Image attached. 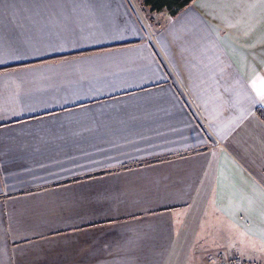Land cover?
Listing matches in <instances>:
<instances>
[{"label":"crops","instance_id":"obj_1","mask_svg":"<svg viewBox=\"0 0 264 264\" xmlns=\"http://www.w3.org/2000/svg\"><path fill=\"white\" fill-rule=\"evenodd\" d=\"M140 1L0 0V264L264 260V0Z\"/></svg>","mask_w":264,"mask_h":264},{"label":"trees","instance_id":"obj_2","mask_svg":"<svg viewBox=\"0 0 264 264\" xmlns=\"http://www.w3.org/2000/svg\"><path fill=\"white\" fill-rule=\"evenodd\" d=\"M195 0H144V4L153 11L168 9L172 15H176L179 10L191 5ZM258 114L264 119V108L257 109Z\"/></svg>","mask_w":264,"mask_h":264},{"label":"rangeland","instance_id":"obj_3","mask_svg":"<svg viewBox=\"0 0 264 264\" xmlns=\"http://www.w3.org/2000/svg\"><path fill=\"white\" fill-rule=\"evenodd\" d=\"M135 3H136V6L139 8V11L142 13L144 20L147 22V24L150 25L151 17L154 18L153 14L143 7L142 2L140 0H135ZM159 24H160V21L156 20V22L152 26V29L155 28V25L159 26Z\"/></svg>","mask_w":264,"mask_h":264},{"label":"built area","instance_id":"obj_4","mask_svg":"<svg viewBox=\"0 0 264 264\" xmlns=\"http://www.w3.org/2000/svg\"><path fill=\"white\" fill-rule=\"evenodd\" d=\"M220 264H264V260L261 262H242V261H228L226 259H222Z\"/></svg>","mask_w":264,"mask_h":264}]
</instances>
